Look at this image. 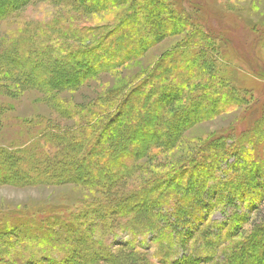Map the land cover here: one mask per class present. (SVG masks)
<instances>
[{
  "label": "rangeland",
  "instance_id": "obj_1",
  "mask_svg": "<svg viewBox=\"0 0 264 264\" xmlns=\"http://www.w3.org/2000/svg\"><path fill=\"white\" fill-rule=\"evenodd\" d=\"M165 1L183 10L201 32L198 41L211 32L231 31L207 56L209 62L215 58L228 100L214 115L183 129L174 142L171 131L153 128L148 138L153 144L126 164H111L101 144L118 132L125 140L120 145L132 146L129 133L121 131L130 123L126 109L143 89V95L149 94V87L141 90L142 83L163 56L174 52L164 62L174 66L170 76L189 70L193 63L181 61L194 35L192 26L143 38L151 44L138 54L130 50L134 53L126 59V46L114 52L104 43L90 50L100 58L98 66L87 68L76 59L77 50L91 45L95 33L110 31L114 20L133 8V0L105 8L102 0L91 1L90 7L80 0H25L0 20V53H6L8 63L15 55V67L37 81L19 88L4 74L10 76L15 67L2 66L0 150L23 160L42 151L57 158L68 141L86 146L78 156L83 159L66 166L57 182L35 175L48 182L17 185L14 172L0 176V226L19 228L1 236L0 264H237L235 258H251L259 249V260L264 258V0ZM56 61L68 70L54 77L46 71L51 73ZM199 75L195 72V80ZM175 83L180 85L178 78ZM156 103L163 108V102ZM93 127L97 130L87 141L81 138ZM229 147L251 155L236 159L234 153L225 154ZM203 156L204 167L191 168ZM247 163L258 171L252 174ZM73 164L82 175L73 173ZM25 170L32 179L35 168ZM75 176L80 182L71 180ZM126 198L132 203L122 205Z\"/></svg>",
  "mask_w": 264,
  "mask_h": 264
},
{
  "label": "trees",
  "instance_id": "obj_2",
  "mask_svg": "<svg viewBox=\"0 0 264 264\" xmlns=\"http://www.w3.org/2000/svg\"><path fill=\"white\" fill-rule=\"evenodd\" d=\"M82 1V4H88L89 7L91 5V1L96 2L97 0H80ZM99 1V0H98ZM126 0H102L101 8L105 7H112L121 4ZM25 0H0L1 6H0V20L4 19L8 16H10L11 13L15 12L16 10H19V8L23 5ZM134 5L133 8L129 11H125L120 18L115 19L113 22V27L108 30L106 33H95L94 36V42L90 45L84 46L82 48H79L77 52L75 53V57L78 61H80V64H86L85 66L87 68H91L93 66H98V61L100 58L96 54H90V50H97L99 49V46H102L104 43L107 45L111 50L114 52H120L122 45L127 47L126 53L124 54L123 58H129L130 55H132L134 52L138 54V52H143L150 44V39H143L148 38L152 36H156L159 33L161 34H169L172 32L173 27L178 28V31H182L185 27L193 29V36H190L188 39V43H186V46L183 49V52L186 53V58L181 61L182 63H193L189 70L183 75H175L170 76L172 71L171 62L167 61V65H164V62L174 54V52L169 53L166 57V59L160 60L159 64L155 67V69L151 72L150 76H148V79H146L142 84L143 87H149L150 91L147 96L143 95L144 89L141 91L140 97L135 100L134 98V104L128 105L126 109V116L129 117V122L135 121L134 124L125 123L126 130H121L122 126H120V130L122 132H127L130 135L128 142H131L132 146H125L124 143L120 145L119 141H121L123 138L120 134H115L111 141H107V143H102L101 145H106V157L107 160L111 161V164H126V160L129 158L136 157V153L138 154V150H142L143 152L148 150L149 144H153L152 140H148L151 133H153V128H158V130L161 131V129L171 131L173 136L175 135V138H172L173 142L177 138V135L180 134V132L183 129H186L190 125L203 121L206 118H209L210 116L217 113V110H221L222 107H224L223 101L228 100V97L224 94L225 91H228L220 79V69H218L214 65V60L208 61L207 56L210 55V52H214V48H217L218 43H221L227 39V37H230L232 35L231 31L229 29H222L225 30L221 35L219 32H214L213 34L204 35V41H198L197 35H199L201 32L198 31V29L192 25L188 21V17L183 13V10L179 7H176L173 3L166 2L165 0H133ZM2 3L9 4L8 6H3ZM143 12V14H141ZM147 15V18L146 16ZM186 29V28H185ZM191 29V30H192ZM168 30L169 33H165ZM189 30V29H188ZM176 31V29H175ZM220 31V30H218ZM142 35H141V34ZM141 35V36H140ZM213 38L212 42H208L206 44L207 38ZM88 48L89 51H88ZM77 49V48H76ZM134 52H129V51ZM109 52V50H107ZM68 54V53H67ZM70 54V53H69ZM68 54V55H69ZM67 55V56H68ZM79 56V58H77ZM218 56L221 58V53H218ZM7 55L3 52L0 53V73L2 66L4 68L10 67V64H12L15 67V64L13 61H17V58L15 55L11 56V59H9V63L7 62ZM15 58V59H14ZM99 58V59H98ZM186 60V61H185ZM93 63V64H92ZM112 63L107 62V65H110ZM47 65V64H45ZM49 66V64H48ZM51 73L49 70L46 72L50 74L51 76L56 77L57 75L61 76V74H64L68 70V66L64 65L63 63H58L57 61L52 63L50 66ZM11 68V67H10ZM10 68H6L11 70ZM101 67H97L94 69H100ZM14 70V69H13ZM12 70V71H13ZM203 70H206L209 74L204 75ZM219 70V71H218ZM11 71V73H12ZM224 70L222 69V72ZM226 71V70H225ZM83 74L80 76V78L84 77L86 75V72L83 70ZM195 72L199 73L198 79L195 80ZM6 78L10 77L12 78L13 82L18 86L19 88H24L28 83L36 84L37 81H34V78L32 75L24 72L21 67H15V70L13 71L10 76L5 71ZM223 74V75H222ZM221 75L224 76V72ZM1 75V74H0ZM201 76L205 78H202ZM220 76V77H219ZM33 78V80H32ZM179 80V84L175 83V80ZM196 81L195 83L192 82V79ZM212 81H211V80ZM201 80V81H200ZM220 81V82H219ZM40 82V81H39ZM54 83V82H52ZM156 83H159L157 85ZM40 84V83H39ZM187 86H190L189 92L186 90ZM164 88V90L162 89ZM225 89V91H223ZM130 92L129 94H131ZM128 94V95H129ZM143 95V96H142ZM223 97V100L219 102L218 97ZM155 97V98H154ZM227 97V99H226ZM232 97V95H231ZM210 99H213V103L209 106L210 109H207V104ZM232 100H235V96L233 95ZM158 102H163V108H161L158 104ZM177 102V103H176ZM175 105V108L173 111L168 112L166 107L170 105ZM218 104L219 108H215ZM173 108V107H172ZM121 111H119L120 113ZM104 119V118H102ZM97 120V119H96ZM101 120L98 117V121ZM101 124V123H100ZM105 127V126H103ZM97 128L93 127L91 128V131L89 134H85L83 137L81 135V138L86 137L85 141L90 138L92 133L94 134L96 132ZM136 130V131H135ZM136 132V133H135ZM135 133V134H134ZM103 134V129H102ZM122 138V139H121ZM62 139H57V141H61ZM132 140V141H131ZM84 141V143H85ZM123 141H125L123 139ZM67 143V141H65ZM72 142L68 141V146H66L65 151L59 155L57 152V156L61 157L62 159H58L59 157H50V156H42L44 151H42L40 157H33L31 155H24L26 158L23 160H20V157H17L16 159L9 157V153L4 150H0V156L2 160H0V176H2L7 170L8 172L11 171L14 172L17 180L20 182L17 185H21L29 183L30 181H42V182H48V181H54L57 182L58 180L63 179V172L66 170L65 167L68 166L72 168L71 163H77L79 159H83V157H78L82 153V151L86 148L85 145H83L80 142H77L76 144H71ZM100 144V143H98ZM215 145V144H214ZM213 144L209 145V147H212L213 150H215V146ZM84 147V148H83ZM105 149V148H103ZM236 149V148H235ZM44 150V149H43ZM108 150V151H107ZM211 150V149H210ZM242 150H244L242 148ZM242 150H239L236 152L232 147H229L228 152H225L226 155L232 156L231 154H235V158L239 159L241 156H247L246 158H249V154L246 155V152L243 153ZM46 154V153H45ZM103 154V153H102ZM100 153L99 156H102ZM234 156V155H233ZM47 157V158H45ZM217 157V156H215ZM101 158V157H99ZM206 156H203L200 161L201 163H194V167L196 168L198 164L201 165V167H204V162ZM220 158H216L219 160ZM108 160V161H109ZM197 164V165H196ZM248 170L253 174V172H257L258 169L251 163H247ZM246 165H241L240 169L244 168ZM78 166V165H77ZM75 164H73V173L75 174H81L82 172L79 171V166L77 167ZM217 166V165H216ZM219 167V166H217ZM216 168V171L219 170V168ZM32 168V169H31ZM33 168H35L34 173H32L31 178L27 179L29 172H33ZM239 168V167H238ZM237 168V169H238ZM210 170H213L209 166L207 172H211ZM215 171V172H216ZM41 173V174H40ZM35 175L41 176L46 178L47 180L37 179ZM62 178V179H61ZM2 179H7L6 181H14V179H10L8 177H4ZM82 178H80L81 180ZM75 182H80L78 180V177H73L71 179ZM84 180V181H83ZM82 184H89L90 182L87 179H83ZM87 180V181H85ZM101 181H103L102 178H100ZM18 182V181H17ZM92 183V182H91ZM100 183V182H99ZM126 203L131 204L132 201L130 198H126V201L122 203V205H125ZM114 206V204H111L110 206ZM109 206V205H108ZM25 225H28L25 223ZM23 224V226H25ZM27 229V228H26ZM19 231L18 226H13L12 228H7L5 226H0V247L1 244H3V238L6 233L9 235L12 233H15V231ZM27 231V230H26ZM22 233L26 234L25 229L22 230ZM264 243V241H263ZM262 250L259 249L257 252L255 250L254 255L252 253V257L249 256L246 257H238L235 258V263H247V264H258L259 262L264 263V258L262 260H259V256L261 254ZM132 254V253H131ZM134 257L133 254L129 257ZM3 259H0V262H2ZM231 264V263H230Z\"/></svg>",
  "mask_w": 264,
  "mask_h": 264
}]
</instances>
